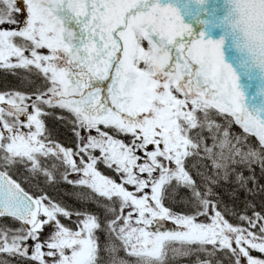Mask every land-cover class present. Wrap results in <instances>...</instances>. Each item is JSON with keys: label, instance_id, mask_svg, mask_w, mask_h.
Here are the masks:
<instances>
[{"label": "snow or ice", "instance_id": "6c2138e0", "mask_svg": "<svg viewBox=\"0 0 264 264\" xmlns=\"http://www.w3.org/2000/svg\"><path fill=\"white\" fill-rule=\"evenodd\" d=\"M0 68L43 81L32 94H0V255L17 264H168L169 253L221 251L229 264H264V215L233 225L217 191L251 194L253 166L264 174V0H0ZM45 116L71 125L77 151L51 140ZM57 161L60 179L88 189L81 199L91 197L103 222L9 175L22 166L55 184ZM169 199L191 214L173 212ZM73 216L70 228L63 219ZM165 222L175 230H162Z\"/></svg>", "mask_w": 264, "mask_h": 264}, {"label": "trees", "instance_id": "16d2710c", "mask_svg": "<svg viewBox=\"0 0 264 264\" xmlns=\"http://www.w3.org/2000/svg\"><path fill=\"white\" fill-rule=\"evenodd\" d=\"M0 86L1 87H15L18 89H29L34 88L37 86L36 79L30 77L29 75H19L15 77L14 79H11V77L0 74ZM52 125V134L53 136L60 139V137H65V131H62L61 128H63V122H59L57 120H52L49 124ZM235 135L241 134L240 131L236 129ZM249 141L252 144H256V141L254 138L249 137ZM240 170L244 172L245 175H249V172L247 169H245L243 166H239ZM255 168L254 176H255V187L253 190V193L245 195L243 191L240 192L239 196L235 199L232 198L231 195H229V192L234 185H225L223 188L217 189V191L220 193L219 201H220V210L222 213H224L225 217L227 219H230L232 221L233 225L236 226H243L247 227V222H241L238 217L240 215H246V216H253L254 213H260L261 215H264V192L261 191V188L264 187V174L261 173V170L258 165L253 166ZM202 172H204V168L201 167ZM29 177H27V180H31L37 182V184H40L41 186L45 188H49L53 190L54 196L57 199L63 200L64 203L69 204L70 206L74 208L80 207V204L77 201H74L69 197L71 195L70 193H66L63 188L60 189H52L53 187L47 186V183L44 180L43 176L39 177H32L30 174H28ZM251 186V185H250ZM173 199H169L166 201H172ZM179 201V200H178ZM182 208L179 207V210L188 209L191 208L187 203L183 201H179ZM255 254V253H253ZM199 255V254H197ZM227 257V258H226ZM219 258H223L226 260L216 262L215 260L211 259L210 261L214 264H229L230 255H220ZM206 257L200 255L196 260L195 264H201ZM209 260V259H207ZM11 264H13L12 261H10Z\"/></svg>", "mask_w": 264, "mask_h": 264}, {"label": "flooded vegetation", "instance_id": "af4514ba", "mask_svg": "<svg viewBox=\"0 0 264 264\" xmlns=\"http://www.w3.org/2000/svg\"><path fill=\"white\" fill-rule=\"evenodd\" d=\"M3 107H4V105H2ZM65 114H67V113H65ZM57 120L56 118H55V116H51V118H50V120H49V123L52 121V120ZM21 120H25V118L24 119H21ZM57 121H59V122H63V128H61V130L62 131H65V136L67 137V138H65V137H60V139H58L57 137H55V136H53V134H52V125H49V126H47V131H48V133H50V137H51V140L52 141H54V142H57V143H59L60 145H62L63 147H66V148H71V149H73V151H77L78 150V148H77V140H76V137H75V135L73 134V132H72V130H71V125H69V124H67L66 122H64V121H62V120H57ZM48 123V124H49ZM24 130V129H23ZM21 131H22V129H21ZM76 160H77V162L79 163V160H80V157L79 156H76V157H74ZM51 163H52V160L51 159H49V160H47V166H49L50 167V165H51ZM57 163V165H58V167L56 168V169H51L50 168V170L51 171H53L56 175L57 174H60V173H63L64 172V168L66 167V166H62V165H60V163H59V161H57L56 162ZM99 166V163L97 164V167ZM19 174H21V175H23L22 174V171L23 170H20L19 169V167L17 168V167H15L14 168ZM106 170L108 171L107 173H104V175H106V176H109V177H111V178H113V179H115L116 180V178L119 180V177H117V175L112 171V170H110V169H108V168H106ZM69 172H70V170H69ZM103 174V173H102ZM69 179H76V174H74V173H70L69 174ZM69 186H71V187H74L73 185H69V184H67L66 182H64V191L66 192V193H69L70 191H72V192H75V193H83V192H80L78 189H75V190H71L70 188H69ZM76 187H78V186H76Z\"/></svg>", "mask_w": 264, "mask_h": 264}, {"label": "rangeland", "instance_id": "374dc122", "mask_svg": "<svg viewBox=\"0 0 264 264\" xmlns=\"http://www.w3.org/2000/svg\"><path fill=\"white\" fill-rule=\"evenodd\" d=\"M27 129V128H26ZM28 130V129H27ZM78 219V217H76V216H73L72 217V220H69V222L71 223V225H70V228H74L75 227V225H74V221H76ZM162 230H175V226L174 225H172L171 224V222H165V228L164 229H162ZM120 255L121 256H124L125 254L123 253V252H121L120 253ZM180 257H184V256H179V255H177V256H173L171 253H169V259H168V261L169 260H176L177 258H180ZM126 259H131V258H127V257H125ZM105 259H106V257H105ZM245 264H246V262H245Z\"/></svg>", "mask_w": 264, "mask_h": 264}]
</instances>
